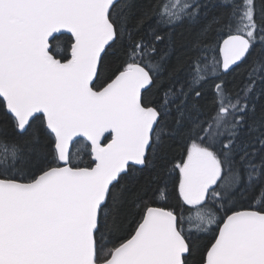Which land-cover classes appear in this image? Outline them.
<instances>
[{
    "label": "snow or ice",
    "instance_id": "6c2138e0",
    "mask_svg": "<svg viewBox=\"0 0 264 264\" xmlns=\"http://www.w3.org/2000/svg\"><path fill=\"white\" fill-rule=\"evenodd\" d=\"M0 264H264V0H0Z\"/></svg>",
    "mask_w": 264,
    "mask_h": 264
},
{
    "label": "trees",
    "instance_id": "16d2710c",
    "mask_svg": "<svg viewBox=\"0 0 264 264\" xmlns=\"http://www.w3.org/2000/svg\"><path fill=\"white\" fill-rule=\"evenodd\" d=\"M178 31H184V30L178 29ZM190 38L191 37H190L189 33L187 31H184V39L182 40V42L186 43L188 41V39H190ZM238 71H243V69H240ZM229 79H231V78H229Z\"/></svg>",
    "mask_w": 264,
    "mask_h": 264
}]
</instances>
